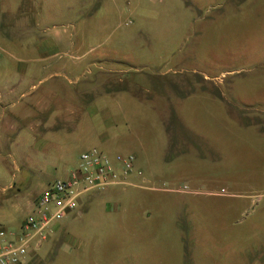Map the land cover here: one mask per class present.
<instances>
[{"label":"rangeland","instance_id":"1","mask_svg":"<svg viewBox=\"0 0 264 264\" xmlns=\"http://www.w3.org/2000/svg\"><path fill=\"white\" fill-rule=\"evenodd\" d=\"M34 1L0 0L33 18L11 47L76 69L81 106L51 140L8 149L0 135V228L18 233L44 185L97 148L134 156L136 179L91 193L38 262L264 264V0ZM0 21L12 32V15Z\"/></svg>","mask_w":264,"mask_h":264},{"label":"crops","instance_id":"2","mask_svg":"<svg viewBox=\"0 0 264 264\" xmlns=\"http://www.w3.org/2000/svg\"><path fill=\"white\" fill-rule=\"evenodd\" d=\"M129 1L127 0V4H129ZM34 2L37 4L35 8L39 9L40 4L44 5L46 0H35ZM68 3L70 7L75 6L77 8L78 6V0H68ZM18 4L14 10L10 11L0 8V20L3 21L4 17L6 18L7 15L13 16L11 25L13 27L11 30L12 32H8V30L4 28V26L9 25L4 24V26H1L0 21V135L3 134V139L8 142V144H3V147H8V149H15L19 145V142L22 141H28L31 144L33 142L53 139L49 134L54 132L53 125L56 124L57 120L62 119L65 121L66 111L70 110L71 114L75 115L77 113L75 110H79L81 106L79 89L73 86L77 79L74 80L71 78L74 76L73 74H76V69H71L73 71H71V75L69 76L63 72L52 71V64H46V60L41 57L37 58V55L30 53L26 47H22L17 54L13 51L11 45L17 43L18 39L35 36L33 25L26 22V20L33 19L29 16L30 11L25 12L22 5L20 6ZM108 6V11L112 10L111 12L113 13L122 11V7L120 6L115 9L116 5L112 0L108 1ZM33 9L34 6L32 7V10ZM124 10L126 9L124 8ZM112 19H115V17L113 16ZM131 23L132 21L129 20L126 24L130 25ZM39 38L42 43L48 39H54V41L57 42L61 39V35L59 33H55L49 37L40 35ZM4 46L7 47L5 48ZM49 60L50 59H48L47 62H49ZM78 66L77 62L72 64V68H77ZM103 107L105 108V106ZM119 107L120 109H124L123 105ZM121 120L124 124L129 125L130 121L128 117L125 116V112L122 113ZM75 126L79 131L81 130V123L79 124V120L75 121ZM85 135L87 134H84V136ZM92 137L97 140L100 139V136L94 133H92ZM80 139L81 138H79V140ZM114 157L110 158L114 159ZM134 170L127 178V184H131L132 179H136ZM152 180L155 181L156 176H153ZM50 182H47L43 189H45ZM229 187H233V185H229ZM110 188L112 189L113 187ZM173 191L184 192L182 189H173ZM100 193H103V191ZM237 196L242 199L250 197L249 195ZM260 197L255 200L258 201ZM85 200L86 202L88 201V203L85 202L84 209H87L92 198L89 199L88 197ZM30 206V210H32V203H30ZM76 214L78 216H83L82 210L78 209L65 219L71 218ZM61 222L62 221L55 224L54 230ZM53 233L48 237L49 239L55 236H53ZM49 239L47 241H49ZM44 242L37 247L38 249L36 251L31 252L26 261L22 264H42V260L40 259L38 262L34 256L35 253L39 252L40 258H42V253L47 251L46 247L50 244H45ZM236 252H238L237 248Z\"/></svg>","mask_w":264,"mask_h":264},{"label":"built area","instance_id":"3","mask_svg":"<svg viewBox=\"0 0 264 264\" xmlns=\"http://www.w3.org/2000/svg\"><path fill=\"white\" fill-rule=\"evenodd\" d=\"M134 161L132 155L111 159L97 148L82 152L77 167L67 177L48 183L35 199L18 233L0 228V264L24 263L52 235L55 224L75 213L90 192L126 185Z\"/></svg>","mask_w":264,"mask_h":264},{"label":"trees","instance_id":"4","mask_svg":"<svg viewBox=\"0 0 264 264\" xmlns=\"http://www.w3.org/2000/svg\"><path fill=\"white\" fill-rule=\"evenodd\" d=\"M91 193H99V192H97V191H93V192H90L89 194H87V195L84 197L83 203L81 204V206H80L79 209H81V210H86V209H84V207H85L84 204H85V202H86L85 199H87L88 197H89V199H90V198H91V197H90V194H91ZM87 202H88V201H87ZM87 202H86V203H87Z\"/></svg>","mask_w":264,"mask_h":264}]
</instances>
